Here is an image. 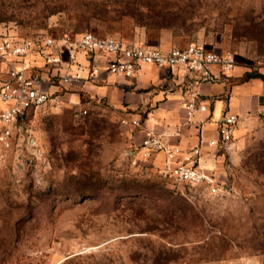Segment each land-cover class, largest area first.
<instances>
[{
  "label": "rangeland",
  "instance_id": "rangeland-1",
  "mask_svg": "<svg viewBox=\"0 0 264 264\" xmlns=\"http://www.w3.org/2000/svg\"><path fill=\"white\" fill-rule=\"evenodd\" d=\"M87 31L198 41L264 72V0H0V37ZM62 99L0 144V264H264V113L237 135L227 189L210 194L132 150L137 118Z\"/></svg>",
  "mask_w": 264,
  "mask_h": 264
},
{
  "label": "built area",
  "instance_id": "built-area-1",
  "mask_svg": "<svg viewBox=\"0 0 264 264\" xmlns=\"http://www.w3.org/2000/svg\"><path fill=\"white\" fill-rule=\"evenodd\" d=\"M97 53L107 57L110 73L134 76L142 65L181 69L180 87L189 95L188 113L207 111L201 99L205 82L224 81L232 77L237 66L231 53L209 49L204 43L192 41L186 46L163 48L144 43H129L112 35L100 36L87 31L60 36L39 34L32 38L13 35L0 37V144L8 147L15 127L32 110L47 108L51 101L61 106V89L93 80V71L83 76L80 55L87 58ZM43 65L38 64V60ZM58 85L56 91L51 90ZM264 113L263 108L259 111ZM240 115L227 107L218 119V138L200 141L191 148H183L166 140L168 133L146 129L138 150L146 159L163 156L161 173L174 183L189 188H204L210 194L227 189L217 175L200 165L204 145L228 153L236 147ZM139 126L140 120L134 119Z\"/></svg>",
  "mask_w": 264,
  "mask_h": 264
},
{
  "label": "crops",
  "instance_id": "crops-1",
  "mask_svg": "<svg viewBox=\"0 0 264 264\" xmlns=\"http://www.w3.org/2000/svg\"><path fill=\"white\" fill-rule=\"evenodd\" d=\"M169 48L168 45H162ZM81 71L87 76L93 71L94 79L71 88L61 89L64 99L72 102H104L116 110L140 120L139 140L146 129L159 133H168L166 140L183 148H191L199 142L218 138V119L228 107L232 113L240 115L237 135L251 124V119L262 108L264 102V78L247 77L251 73L242 66H236L232 77L218 82H205L201 86V99L208 105L207 111L196 110L188 113L189 95L180 87L181 69H170L154 65H142L132 77L110 73L107 69V57L102 53L87 58L81 54ZM39 65L43 61L38 60ZM261 74L264 75V72ZM52 91L60 90L57 84ZM132 147L138 152V145ZM237 144V142H236ZM220 149L204 145L200 165L214 172L220 182L225 184V161L232 156ZM163 155L157 154L151 160L163 168Z\"/></svg>",
  "mask_w": 264,
  "mask_h": 264
},
{
  "label": "trees",
  "instance_id": "trees-1",
  "mask_svg": "<svg viewBox=\"0 0 264 264\" xmlns=\"http://www.w3.org/2000/svg\"><path fill=\"white\" fill-rule=\"evenodd\" d=\"M156 22V21H155ZM152 29H155L153 26H151ZM81 34V33H80ZM121 38V37H119ZM122 40H124L123 38H121ZM247 77H262L264 78V75L263 74H252V73H248L247 74Z\"/></svg>",
  "mask_w": 264,
  "mask_h": 264
}]
</instances>
